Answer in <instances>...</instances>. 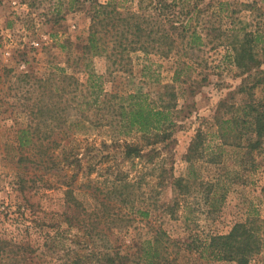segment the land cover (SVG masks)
<instances>
[{"label": "rangeland", "instance_id": "1", "mask_svg": "<svg viewBox=\"0 0 264 264\" xmlns=\"http://www.w3.org/2000/svg\"><path fill=\"white\" fill-rule=\"evenodd\" d=\"M112 1L122 11L143 9L139 0ZM190 1V6L195 3L196 8L181 17L192 15L188 32L196 30L201 42L189 48L186 39L183 42L177 38L178 51L168 56L131 52L130 70L123 72L116 65L110 66L104 56L88 54V59L82 58L92 28L101 29L99 34L106 35L97 22L93 26L94 2L0 0V229H7L16 239L32 246L30 256H36L28 264H63L73 255L78 256L79 264H108L99 260L97 252L104 243H110L111 247L119 245L121 253L129 254L132 260L138 258L132 252L160 229L173 243L165 251L167 259L162 264H223L199 257L196 252L188 253L185 243L227 233L234 222L245 219L255 210L264 218V136L258 147L249 148L246 145L256 138L251 132L240 136L241 130L234 133L239 135L235 138L239 146L216 147L217 130L232 128L227 119L239 116L248 121L247 105L264 99V80H260L264 77V72H260V69L264 71V41L253 43L258 68L250 72L242 73L234 65L232 49V43L239 42L246 32L264 37V0ZM148 2L144 0L145 4ZM153 6L146 10L154 15ZM180 7L186 9L187 4L182 2L172 9ZM111 34L109 30L106 37L109 45ZM86 63L88 69L101 75L99 81L104 91L122 93L133 89L125 80L130 75L136 83L144 80L142 90L152 94L164 85L173 86L176 97L171 110L176 125L170 139L145 145L141 157L123 158L120 154L123 140L139 146L145 144L139 132L116 135L107 125H88V128L69 125L64 129L76 145L75 154L82 166L74 177L73 168L64 163L62 171L45 174L34 170L28 162L17 163L16 131L30 123L34 77L45 78L63 70L83 81ZM199 130L203 136L197 138ZM114 135L121 145L111 143ZM60 136L59 132L55 138ZM232 136L230 133L227 137L232 140ZM193 140L203 143L199 148L201 156L187 162L184 155ZM167 143L170 145L163 148ZM220 150L221 156L217 157L220 161H212L210 156ZM107 152L110 156L100 159L99 154ZM87 161L93 168L87 166ZM42 174V181L33 183ZM115 176L132 184L127 191L131 195L129 201H121V196L109 200L112 212L127 220L119 221L118 225L97 224L92 232L86 233L85 227L89 226L81 221L82 211L73 206L69 209L65 204L67 187L91 211L96 203L86 185L94 180L103 186ZM177 177H186L191 182L185 196L173 183ZM217 177L221 180L219 190L225 192V197L220 210L211 214L207 212L208 206L203 200L206 191L200 182H212ZM107 185L110 184L107 182ZM17 203L36 210L39 224L26 229L24 224L32 225L27 212L20 220L12 221L15 215H6L4 207ZM138 209L148 210V216H141ZM68 214L79 218H72L69 224ZM98 230L101 234L95 232Z\"/></svg>", "mask_w": 264, "mask_h": 264}, {"label": "trees", "instance_id": "2", "mask_svg": "<svg viewBox=\"0 0 264 264\" xmlns=\"http://www.w3.org/2000/svg\"><path fill=\"white\" fill-rule=\"evenodd\" d=\"M88 1L94 2L92 4L95 7L93 26L97 22L106 35L104 33V36H101L99 34L101 29H95V27L90 30L84 46V57H82L84 59H88V54L101 55L109 59L110 66L116 65L117 70L125 72L130 70L131 52L138 50L144 54L154 52L161 56H168L170 53L178 51L177 38L183 42L186 39V46L189 48L201 42V35L196 30L188 32L192 15L184 19L181 17L182 14L188 15L194 7L196 8L195 3L190 6V0H149L146 4L144 0H139L140 8H143L141 11H122L112 0ZM142 2L145 6H142ZM182 2L187 4L186 9L183 7H180L179 10L172 9ZM150 5H154L156 14L153 15L154 12L146 10ZM109 30L112 32L111 45L106 41ZM240 41L232 43L234 65L242 70V73L250 72L252 69L258 68L253 43L264 41V37L250 31L244 33V37ZM88 66L87 63L84 65L85 79L83 81H79L74 74L63 70L49 74L45 78L34 77V87L30 98V123L16 131L18 143L14 149L18 151L17 163L28 162L34 170L44 171L43 174L62 171L64 167L62 163H64L65 166L73 168L72 176L74 177V174L82 166L81 159L75 154L76 145L71 143L70 135L64 129L69 125H83V127L87 125V128L88 125L99 127L107 125L112 131L115 130L113 132L116 135L121 133L126 135L133 131L139 132L145 139V144L139 146L133 141L123 140V150L120 153L123 158L141 157L144 154L145 145L166 142L170 139L176 125L171 110L176 97L173 86L164 85L152 94L142 90L141 85L144 80L136 83L130 75L125 80L127 84L133 85V89L122 93H118L116 90L104 91L101 81H99L101 75H96L92 69H88ZM142 71H144V67ZM108 72V75L111 76L112 70L109 69ZM260 72L264 71L260 69ZM260 80H264V77ZM260 80L258 82H261ZM118 82L121 83L120 80ZM247 107L248 111L244 110V112L249 115L248 121L239 116H233L226 121L232 123V128L229 131L217 130L219 143L216 147L239 146L238 141H235L236 136L239 137V135H234V133L241 130L240 136L251 132L256 138L255 141L249 142L247 147L256 148L260 145L264 136V99L249 103ZM59 132L61 136L55 138ZM230 133H233L232 140L227 137ZM200 136L203 134L199 130L196 137ZM114 137L115 135L110 138L113 140L111 143L115 142L121 145L119 140ZM63 138H67V140L63 141ZM169 143L165 144L163 148L168 147ZM201 144L203 143H200L199 140H193L189 144L184 155L185 161L190 162L194 157L201 156L199 151ZM103 145L108 146L106 142H103ZM204 148L203 145V150ZM221 151L216 155L209 153L211 160L217 161V157L221 156ZM147 155L149 154L147 153ZM109 156L108 152L99 154L100 159ZM88 161L87 166L93 168V164ZM43 174L33 180V183L36 180L42 181ZM107 182L110 185H107ZM107 182L101 186L97 181L90 180L86 185L91 189L88 194L93 197L96 203L91 211H87L82 206V201H79L73 195L72 189L67 187L65 204L70 206L69 209H72L71 206H73V209L82 211L81 221L84 226H86L84 223L89 226L85 227L86 233L87 231L92 232L97 224L118 225L119 221L127 220L118 212H112L113 206L109 204V200L112 197L119 198L121 196V201H129L131 195H128L127 191L132 184L122 179L121 176H115ZM220 182L219 177L212 182H200V186H203L206 191L203 200L208 206V213L219 211L224 200L225 192L219 190ZM173 183L179 189V193H183V196L188 193L191 187V182L186 177H177ZM4 208L6 215H15V219L12 221L20 220V217L23 218L25 214L29 213L32 225L24 224L26 229L39 224L40 219L35 215L36 210H32L30 206L17 203L13 206L7 204ZM138 212L143 217L149 214L148 210L138 209ZM66 216L69 222L76 217L69 214ZM95 232L101 234L100 230ZM9 235L11 234L7 232V229H0V264H28V261H31L35 255L30 256L33 251L32 246L28 242H23V239H16L14 235ZM170 244L173 243L169 236L160 229L141 243L135 252H132V255L135 254L138 258L129 259V254L121 253L119 245L111 247L110 243L101 244L97 252L99 260L108 264H128L131 261L134 264H162L167 259L164 253ZM185 248L188 253L196 252L199 257L222 261L223 264H264L262 262L264 260V218L256 210L249 212L245 219L234 222L227 233L211 234L205 241L192 239L191 242L185 243ZM71 251L76 253L73 249ZM256 257L258 261L255 260ZM68 262L63 264H79L80 260L77 255H73Z\"/></svg>", "mask_w": 264, "mask_h": 264}, {"label": "built area", "instance_id": "3", "mask_svg": "<svg viewBox=\"0 0 264 264\" xmlns=\"http://www.w3.org/2000/svg\"><path fill=\"white\" fill-rule=\"evenodd\" d=\"M15 3V1H13V4ZM37 44V43H36Z\"/></svg>", "mask_w": 264, "mask_h": 264}]
</instances>
